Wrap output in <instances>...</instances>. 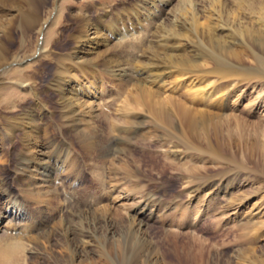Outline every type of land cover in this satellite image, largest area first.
Segmentation results:
<instances>
[{
  "label": "bare ground",
  "instance_id": "bare-ground-1",
  "mask_svg": "<svg viewBox=\"0 0 264 264\" xmlns=\"http://www.w3.org/2000/svg\"><path fill=\"white\" fill-rule=\"evenodd\" d=\"M56 2L57 0H0V69L17 59V55L11 53L17 38L22 41L21 52L33 47L37 51L38 33L47 21L43 17L44 13H50ZM167 3L168 6L162 10L161 7L164 8ZM258 3V0H137L132 7L123 2L119 7L123 8L124 5L125 10L123 8L122 13L114 10L107 24L100 17L101 14L90 17L87 10L86 13H70L64 18L68 27L67 36L64 34L66 31L49 30L52 34L43 50L45 58L39 61L36 68L24 73L22 79V84L31 91V104L16 119H0V157L5 155L6 160L3 157V161L8 166L13 165L12 170L22 184L19 190L23 194L15 193L8 180L0 178V224L7 222L4 225L15 230L6 239H0V249L6 246L4 250H0V264H159L160 259L157 257L158 253H155L156 246L148 228L150 219L156 217L155 213L164 214L165 207L160 204L162 198L157 200V196L151 193V175L141 168L146 165L144 157L136 158L133 151L120 157L118 153H122L125 148L116 153L111 148L122 145L125 135L139 132L143 128L148 129L146 134L165 136L171 141H181L189 133L193 137L201 129L213 128L215 132L219 126L222 129L221 119L216 121V118L223 119L222 115L188 104V97L189 100L181 98L184 95L173 96L171 92L163 96L162 93L166 92L169 85L176 86L180 83L175 77L188 75L190 80L202 74L208 79L206 75L211 73L219 75L221 79L255 75L261 66L247 67L243 54L235 48H245L244 55L247 58L264 66L260 55V51L264 52V4ZM60 23V17L56 18L54 25L58 26ZM34 33L37 34L36 41L32 38ZM62 36L66 40L62 41ZM108 40L112 43L110 46L106 45ZM96 43L97 47L103 49L93 51ZM77 48L81 49L80 53L75 51ZM141 50L142 53L139 54ZM85 54L89 57L85 58ZM75 59L82 66L80 79L76 77V72L61 68L66 60L72 62ZM44 61L55 63L56 68L52 74L41 71ZM85 62H92L91 68ZM99 66L111 72L120 84L122 79L126 86L130 87L132 84L135 88L134 94L131 93L134 95H131L134 103L130 100L123 103L119 110L122 117L113 118V125L108 131L101 129L96 121L101 117L106 122L108 119L95 103L104 91L101 89L104 85L95 80L98 73L103 74ZM202 68L212 69L202 71ZM135 76L138 78L134 79ZM47 81L45 91L41 92L40 87ZM157 83L159 84L154 87ZM158 88L163 92L159 93ZM227 88L225 86L223 89ZM215 90L217 88L212 82H208L201 89L193 91L190 87L186 91L196 99L198 96L211 100L215 96ZM194 96L190 102H193ZM52 97L57 99L60 109V124L56 123L55 126L60 132L64 128L70 136H75L78 150L86 152L90 161L87 170L94 173L96 182L104 184L106 179L111 182L112 177L121 175L134 193L133 198L127 192L126 198L132 201L128 207L124 204L122 218L118 214L117 217L122 221H114L117 217L112 206L98 207L101 201L99 197L87 198L83 194L80 195L81 199L75 196L72 202V199L62 198V194L67 191L63 182L57 183V178H66L67 184L74 185L71 189L74 190L75 185H82L84 165L75 162L72 157V144H67V149L59 153L56 145L59 139L56 140L57 137L50 135L41 125L46 122L45 117L54 112L55 108L51 110L48 105ZM140 110L145 111V114L139 113ZM87 117L95 120L90 121ZM112 128L114 131L116 129V133ZM3 141L8 142L7 148ZM186 145L194 149L193 143L191 147L186 141ZM169 151L174 157L176 151L173 146ZM214 152L216 157H220V152ZM12 156L15 157L13 161ZM152 164L150 169L151 166L157 168L156 161ZM189 177L185 176L184 182V190L188 194L195 190L191 183L194 179ZM208 184L210 182L203 186ZM39 189L41 193L43 191L42 195L45 194L44 197L55 196L62 202L57 207L59 209L51 206L50 213L51 210L57 213L65 210V214L54 224L58 232L54 229L47 230L45 234L40 232L29 239L26 238L29 233H36L39 229L45 231L47 220L51 221L53 217L44 216L43 213L39 215L36 210L34 214L27 216L23 226L19 222H11L19 219L21 213L22 216L27 213L21 201H25L27 195L34 193V190V194H39ZM145 191H149L147 196ZM93 204L95 208H91ZM99 209L100 211L95 212ZM74 217L79 221H73ZM95 219L102 221L96 222ZM178 239L166 236L164 241L173 240L172 243L176 242L175 247L183 245L186 246L184 249L189 246L188 241ZM34 246H37L36 250ZM161 256L163 258L164 255ZM21 259L26 261L21 262Z\"/></svg>",
  "mask_w": 264,
  "mask_h": 264
},
{
  "label": "rangeland",
  "instance_id": "rangeland-1",
  "mask_svg": "<svg viewBox=\"0 0 264 264\" xmlns=\"http://www.w3.org/2000/svg\"><path fill=\"white\" fill-rule=\"evenodd\" d=\"M136 1L137 0H57L55 6L51 7L53 10L50 11V13H44L43 17L46 18L47 21L42 31L38 33L37 51L33 47L29 51L21 52L22 41L20 38H17L16 46L11 52L12 55H17V63L16 60H12L13 63L10 62L8 66H5L6 68L3 67L0 69V119L3 121L16 119L19 113L23 112V109L31 104V91L28 89V86L22 84L24 83L22 79L24 73L36 68L39 61L45 58L43 50L47 46L46 41L48 37L52 34L49 30L54 29L57 32L66 31L68 27L66 26L67 24L64 18L70 13H76L78 11L86 13L87 10L90 17L101 14L100 17L105 21V24H107L114 10L117 13H122V11L125 10L124 5L122 6L124 10L119 7L123 2L132 7ZM258 2L262 5L264 4V0H258ZM164 6V8L161 7L162 10H165L168 3ZM111 10L113 11L110 12ZM58 17H60L62 23L56 26L54 22ZM54 30L53 32L56 35V31ZM75 32L73 34H75ZM67 33L68 31L64 34L67 36ZM34 34L32 38L36 41L35 38L37 34ZM64 40H66V38L62 36V41ZM111 44L112 43L109 41L106 45L110 46ZM148 44H150L149 41ZM97 46L98 43L94 44L92 50L99 51L103 49V47ZM244 49L245 48L239 46L235 48L241 55L243 54L242 57L245 59L246 66L252 68L261 66L252 77H229L221 79L219 75L212 73L211 75H206L209 80L205 78L204 74L196 79L192 77L190 80L187 78L188 75L182 78L175 77L180 83L176 86L173 84L169 85L166 88V92L162 93L163 96L171 92L173 96L184 95L181 98L183 100L190 99L188 104L202 109H209L222 115L224 117L223 119L215 117L217 119L216 121L221 119L222 129L220 126L217 128L216 132L213 128L209 130L201 129L193 135V137H191L192 135L190 133L188 135L184 132V135L186 134L184 139L181 141H171L164 138L165 136L160 137L157 135L156 137L154 134H146L148 129L143 128L139 132L125 135V141L122 145H115L111 148L114 153L121 148H125L122 150L123 154L121 152L118 153L119 156H124L128 152L133 151L136 158L144 157L146 165L141 168L144 169L146 173L148 172L149 176L151 175L150 179H152V181L149 184L152 190L151 193L157 196V200L162 198L160 204L165 207L164 214L160 215V213H155L156 217L150 219L148 228L150 237L156 246L155 253L164 255L162 258L161 255L157 254L161 262H159V264H264V66L258 65L252 58H247L244 55V53H246V49ZM79 50L81 49H75V51ZM142 50L139 54L142 53ZM169 52H171V50ZM260 52L261 59L264 61V52ZM84 57L87 58L89 55L86 56L85 54ZM44 62V66L41 68L42 72L51 73L53 69L56 68L55 63ZM72 62L71 60H66V62H64L65 64L62 62V66L64 64L65 67L63 66L61 68H65L68 72H76V77L80 79L82 66L76 59ZM91 63L92 62H85L84 64L88 68H91ZM99 67L103 74L99 75L98 73L95 80L100 81L104 85V87L101 88L104 89V91L101 93L99 99L96 97L98 100L95 101V103L98 104V108L103 111L104 115L108 116V119L106 122V120L101 117L100 120H97L99 119L97 118L96 121H98L97 124H100L101 129L103 128L104 131H108L113 125L111 124L113 118L120 119L122 117L119 110L123 105L128 100L134 103V95L131 93L134 94L133 90L135 88L132 84L129 85L130 87L126 86L122 79L120 80V84V82L116 80V77L111 75V72L106 71L102 66ZM211 69L212 68H202L201 70L207 71ZM136 78L138 77L135 76L134 79ZM206 82H212L213 86L217 88L213 99L208 100V98H200L198 96L196 99L194 95L187 93L186 90H189L190 87H192L193 91H196L207 84ZM45 83L47 84L48 81L44 82L40 87L41 92L46 89ZM119 84L121 85L120 89L118 87ZM158 84L159 83L154 84V87ZM172 86L174 87L171 90L170 88ZM225 86H228V88L223 89ZM158 92L161 93L163 90L158 88ZM192 96H194V104L190 102L192 101ZM85 98L83 97V99ZM86 101L92 103L89 99ZM57 103L55 97H52L51 101L48 102L51 110L55 108L53 112L54 115L52 114L45 117L46 122H42L41 125L50 135L56 136V140L59 139L58 144H56L58 145L57 149L59 153H63L65 149H67V144H72L73 147L70 146L73 151L72 157L75 158V162L81 163L82 166L84 165L82 167L84 176L82 185H75L76 188L74 190H71L74 188V185L67 184L66 178L62 179V176L57 178V183L63 182L67 191L65 194H62L64 196L61 195L62 198L72 199V202L75 196L81 199L82 196L80 195L83 194H85L87 198L91 196L99 197L101 201L98 207L99 205L112 206L115 212L114 215L116 217L120 215L119 218H122L124 216V210H122L124 209V204L128 207L127 205L132 201L130 198H126L127 192L130 196H133V198L135 197L134 193L129 189L127 181L123 179L121 175H119L120 177H112L111 182H108V179H106L105 181L108 183L105 182L103 184L98 181V183L96 182L94 173L92 174L87 170V168L90 167V161L85 155L86 152L85 150L84 152L83 150L82 152L78 150L75 136H70L64 128L62 132H60L55 126L56 123L60 124V109ZM8 106H10V108ZM139 113L145 114V111L140 110ZM54 116H56L57 119ZM87 119L90 121L95 120L88 117ZM112 131L116 133V129ZM186 141L190 146L193 143L194 149L188 148ZM3 145L7 148L8 142L3 141ZM172 146L176 151L174 152V157L169 151L172 150ZM215 150L217 153L220 152L218 153L220 157L214 155ZM78 152H80L79 155ZM3 159L6 160L5 155L0 157V168H2L0 169V178H6L11 190L21 195L22 193L19 189L22 184L12 170L13 165L8 166L7 162L3 161ZM13 160H15L14 156H12L11 161ZM155 161L158 163L157 168L151 166L150 169V164L153 165L152 163ZM185 176H190L189 179L191 180L194 179L193 182H190L194 186L193 190H195L190 194H188V191L184 190V182L186 181ZM206 182H210V185L208 184L204 187L203 185ZM61 189L62 187L60 185V190ZM34 191L36 192V190ZM104 191H107L106 194ZM103 192L104 195L102 194ZM34 193H29L26 200L21 201L27 213L23 216L21 213V217L16 221L13 219L11 223L19 222V225L23 226L27 221V216L29 214H34L36 210L39 215H42V213L44 216L50 215L53 217V220H47L48 224L45 231L39 229L36 233H34V231L29 233L27 237L25 236L29 239L34 234H40V232H42L41 234H45L47 230H55V222L60 219V216L65 214V210L60 213L51 210L52 212L50 213L51 206H55L56 209H59L57 207L62 205V202L57 200L55 196L56 199L54 197H44L45 194L42 195L43 191L41 193V189H39V194ZM148 193L149 191H145V196H147ZM126 199H130L128 200L129 202ZM49 202L51 205L48 206ZM91 208H95V204H93ZM82 211L86 212L85 209ZM98 211H100V209L95 212ZM92 212L95 213L94 210ZM67 213H69V211ZM114 215L113 217H115ZM118 217L114 219L116 223L123 220ZM9 218L10 217H8L7 221ZM73 221H79V219L75 218ZM95 221L99 222L102 220L95 219ZM5 223L3 222V224H0V239H6L7 235H11V232L15 231L5 226ZM55 231L58 232V229ZM166 236L171 239L173 238V240L179 238L178 240L188 241L189 246H187L186 249H184L186 246L183 245H177V247H175L174 243L176 242L172 243L173 240L164 241ZM4 248H6V246H2L0 250H4ZM34 248L36 250L37 246H34ZM23 259H21V262L26 261Z\"/></svg>",
  "mask_w": 264,
  "mask_h": 264
}]
</instances>
